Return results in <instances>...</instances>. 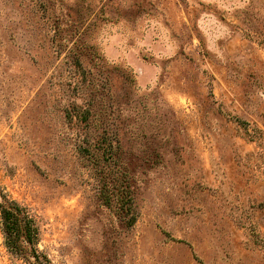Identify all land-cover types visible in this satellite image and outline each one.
<instances>
[{
    "label": "rangeland",
    "instance_id": "obj_1",
    "mask_svg": "<svg viewBox=\"0 0 264 264\" xmlns=\"http://www.w3.org/2000/svg\"><path fill=\"white\" fill-rule=\"evenodd\" d=\"M1 196L0 264H264V0H0Z\"/></svg>",
    "mask_w": 264,
    "mask_h": 264
},
{
    "label": "trees",
    "instance_id": "obj_2",
    "mask_svg": "<svg viewBox=\"0 0 264 264\" xmlns=\"http://www.w3.org/2000/svg\"><path fill=\"white\" fill-rule=\"evenodd\" d=\"M0 219L7 249L18 256H32L38 261L39 252L35 248L37 228L22 208L13 200L1 196Z\"/></svg>",
    "mask_w": 264,
    "mask_h": 264
}]
</instances>
